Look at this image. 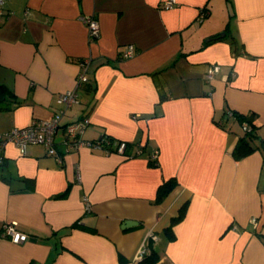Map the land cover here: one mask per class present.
I'll return each instance as SVG.
<instances>
[{
    "label": "crops",
    "instance_id": "1",
    "mask_svg": "<svg viewBox=\"0 0 264 264\" xmlns=\"http://www.w3.org/2000/svg\"><path fill=\"white\" fill-rule=\"evenodd\" d=\"M2 1L0 133L49 118L78 61L91 62L54 152L4 148L0 264H139L143 241L153 264H264V0ZM83 15L98 21L97 39ZM213 64L221 70L207 80ZM228 111L256 127L258 146L239 159L243 121ZM84 117V140L126 141L125 152L66 151L64 126ZM10 221L26 241L1 236Z\"/></svg>",
    "mask_w": 264,
    "mask_h": 264
},
{
    "label": "built area",
    "instance_id": "2",
    "mask_svg": "<svg viewBox=\"0 0 264 264\" xmlns=\"http://www.w3.org/2000/svg\"><path fill=\"white\" fill-rule=\"evenodd\" d=\"M2 3L3 1L0 0V4ZM174 3L175 0H165L163 2V7L167 9L172 8ZM200 16H204L203 12ZM81 19L87 27L90 39H97L100 36V26L95 17L92 15H83ZM133 54V45H126L122 52V56L131 57ZM90 62L91 59L89 57L78 61L79 70L76 76L75 86L58 94L56 103L59 107L49 118L44 120L34 119L25 126L13 127L3 133H0V163L3 159L4 148L8 143L15 145L21 155L26 153L27 146L30 144H42L47 151H55V134L60 128V121L66 109L79 103L77 88L87 81V72ZM220 70V65H211L205 74V78L207 80L213 79ZM227 114L232 115L233 113L228 111ZM87 124L88 119L84 117L81 120L68 123L64 126L62 142L66 151L76 149L81 146H88L94 149L105 150V152H109L110 147H114V150L119 153L125 152L127 148L126 141H116L106 137L95 140H84L82 138V134ZM243 128L245 129V127ZM137 152H141L140 147L137 149ZM151 158L152 160H155L157 158V153H153ZM83 200L85 203V210H89L87 197L84 196ZM250 222L255 225L256 219L253 218ZM1 236L9 238L14 243H22L29 238L28 234L17 229L16 223L13 221L3 223ZM150 236L153 239H156L155 235L150 234ZM148 252L149 251L145 245V241H143L137 251L136 259L141 260Z\"/></svg>",
    "mask_w": 264,
    "mask_h": 264
},
{
    "label": "trees",
    "instance_id": "3",
    "mask_svg": "<svg viewBox=\"0 0 264 264\" xmlns=\"http://www.w3.org/2000/svg\"><path fill=\"white\" fill-rule=\"evenodd\" d=\"M206 10L207 9L202 10L204 16L207 15ZM2 93H3V89L0 87V94ZM231 112L233 113L232 114L233 116H236L238 119H240L241 122L243 121V127H245V129L243 128L244 129L243 135H241L238 138L234 146V149L232 151L234 158L239 159L252 152L256 148V146H258L255 143L257 138L256 127L253 123L252 115H242L239 113H234L233 111ZM174 185H175V180L172 178L162 183L158 188V193H157L158 200H160L165 194H167L173 188ZM183 214H184V208H181L178 216L172 218L169 227L165 229V233L169 239L174 238V234L172 232V226L175 222L179 221L183 217ZM158 259H159L158 252L154 249H151L149 253L144 255L141 261H139V264H153Z\"/></svg>",
    "mask_w": 264,
    "mask_h": 264
},
{
    "label": "water",
    "instance_id": "4",
    "mask_svg": "<svg viewBox=\"0 0 264 264\" xmlns=\"http://www.w3.org/2000/svg\"><path fill=\"white\" fill-rule=\"evenodd\" d=\"M223 35V34H221ZM262 148H264V145H262ZM135 224V221L133 220H129V219H125L123 222H122V227H129L131 225Z\"/></svg>",
    "mask_w": 264,
    "mask_h": 264
}]
</instances>
